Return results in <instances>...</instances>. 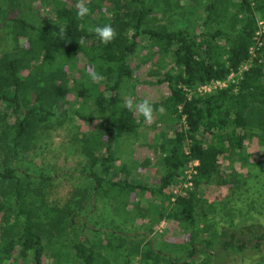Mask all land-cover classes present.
Wrapping results in <instances>:
<instances>
[{"label":"trees","instance_id":"16d2710c","mask_svg":"<svg viewBox=\"0 0 264 264\" xmlns=\"http://www.w3.org/2000/svg\"><path fill=\"white\" fill-rule=\"evenodd\" d=\"M160 3L165 5L163 15L177 7L183 12L195 11V17L183 27L165 24L159 28L150 24L158 0H91L86 4L90 14L83 20L77 18L76 7L67 6L57 9L53 21L10 19L16 28L13 41L17 51L0 56V104L8 110L0 113V180L16 178L10 163L17 159L21 149H29L40 131L58 132L64 122L84 121L92 130V141H87L83 156L88 159L93 191L118 195L148 191L160 200L153 206L160 211V221L167 218L178 223L183 231H191V245L187 248L193 259L199 234L195 215L197 188L218 173L221 159L240 156L242 149L253 141L264 143V33L256 34L255 19L259 16L264 20V0H160ZM0 14H3L1 6ZM105 24H111L117 33L108 44L89 31ZM140 49L174 64L160 80L168 84L171 95L159 106L157 118L171 132L162 136L159 145L161 175L155 187L113 178L120 168L112 153L113 143L135 134L140 121H145L138 111L123 106L127 100L124 87L135 75L132 60ZM39 58V66L31 67V62ZM81 60L84 69L78 67ZM250 61L248 68L241 71ZM88 71L100 74L103 79L93 82ZM70 75L78 83L75 98L84 104L90 102L89 113H82L81 106L68 112ZM231 76L235 79L230 82ZM217 82L227 86L202 90ZM142 102L137 99L133 104ZM11 117H16L13 126L8 123ZM188 169L193 172L190 179L193 190L175 196L166 194L182 188ZM37 191L28 188L23 194L16 192L15 202L8 206L0 200L3 220L10 223L14 216L17 222L1 228L0 262L32 258L39 264L44 257L47 233L42 226L48 213L42 217L35 209L28 210L25 202L30 193ZM78 197H72L76 203L71 201L67 212L55 218L56 226L70 236V250L77 264H101L97 263L96 244L85 234L86 224L76 225L77 213L86 208V202L82 198L78 201ZM135 205L139 207L138 203ZM42 206L46 207L44 202ZM125 208L119 212L124 213ZM70 209L74 210L72 217ZM224 236L219 240L218 253L233 247L243 250L248 245L259 248L264 244L263 236L249 242L238 241L236 234ZM212 244L207 240L201 243L205 250L214 248ZM147 246L135 247L134 254H142L143 264H194L171 259L161 250ZM110 248L115 247L110 244ZM119 248L124 245L120 243L115 249ZM125 252L127 257L132 254Z\"/></svg>","mask_w":264,"mask_h":264},{"label":"rangeland","instance_id":"374dc122","mask_svg":"<svg viewBox=\"0 0 264 264\" xmlns=\"http://www.w3.org/2000/svg\"><path fill=\"white\" fill-rule=\"evenodd\" d=\"M90 1L85 0V3ZM158 1L159 5L154 7L155 12L150 17V24L155 27L160 28L165 24L173 28L183 27L190 24L195 17V11L183 12L177 7L163 15L165 5ZM76 3L77 0H0L3 10V14H0V56L4 52L17 51V44L13 41L16 28L11 18L53 21L59 7H76ZM258 18L260 17H255ZM132 61H135L134 79L125 85L123 93L133 102L137 99L151 102L154 108V122L147 124L140 121L135 134L127 135L113 143L112 153L116 155L117 164L120 165L113 178L135 185L155 187L161 175L158 166L161 156L159 145L162 136L170 135L171 132L170 127L157 118V113L161 110L159 106L171 95L168 84L160 80L167 71L174 68V64L158 60L157 56L147 53L145 49H140ZM250 63L251 61L244 64L241 71L246 70ZM39 64L40 58L33 60L30 66ZM79 64V68H85L82 60ZM28 74L29 72L26 73ZM70 79L66 99L68 112L81 106L82 113H89L90 102L84 104L75 98L78 83L74 76L70 75ZM234 79L235 77L231 76L228 81ZM226 86L227 83H220L203 91ZM3 111L8 112L6 107L0 104V113ZM15 121L16 117H11L8 123L13 126ZM63 125L58 132L40 131L27 151L20 150L17 159L15 157L12 161L10 155V168L16 178L11 181L0 180V200L4 201L6 206L15 202L16 192L23 194L28 188L38 190L37 193H30L25 202L28 210L35 209L42 217L48 213L42 226L47 233L44 239L46 252L39 264H77L72 248L70 250V236L62 232L55 221V218H60L67 212L71 201L76 203L72 200L75 195H79L78 201L82 198V201L86 202V208L77 213L75 220L76 225L80 227L86 224L85 234L97 246V263L143 264L142 254H134L137 249L135 247L143 248L148 245L149 249L161 250L163 255L171 259L188 260L194 264H264V244L259 248L248 245L243 250L233 247L217 252L219 240L225 238V233L229 236L236 234L238 241L249 242L255 237H264V143L253 141L242 149L240 156L221 159L218 173L213 175L206 185L197 188L195 215L199 234L197 254L192 259L188 254L191 231H183L178 223L167 218L160 221V211L153 207L160 200L153 198L148 191L135 190L119 195L93 191V182L88 178V159L83 156L84 148L88 146L87 141H92L91 126L84 121L64 122ZM192 175L191 169L186 170L185 180L191 179ZM191 190L192 185L183 184L179 191L174 189L166 194L175 196ZM43 202L45 208L42 206ZM136 203L139 204L138 208ZM123 206H126L125 214L119 212ZM73 211L70 209V216ZM1 216L0 232L7 224L17 223L14 216L10 218V223L5 222ZM204 240L212 242L214 248L205 250L204 245H201ZM120 243L124 248L115 249ZM110 244L115 247L113 250ZM125 250L132 254L127 257ZM0 264L37 263L32 258H9L3 259Z\"/></svg>","mask_w":264,"mask_h":264},{"label":"clouds","instance_id":"9594fccd","mask_svg":"<svg viewBox=\"0 0 264 264\" xmlns=\"http://www.w3.org/2000/svg\"><path fill=\"white\" fill-rule=\"evenodd\" d=\"M77 18L83 20L84 17L90 14V9L86 5L85 0H77ZM99 37L100 41L104 44L112 42L116 36V30L111 24H105L103 26H95L94 28L89 29ZM91 80L93 82H100L103 77L98 73H90ZM129 111H138L140 115L144 117V120L147 124L154 122V108L151 102L144 100L142 103L136 104L134 106L133 100L131 98L125 100L124 105Z\"/></svg>","mask_w":264,"mask_h":264},{"label":"built area","instance_id":"2783aa9c","mask_svg":"<svg viewBox=\"0 0 264 264\" xmlns=\"http://www.w3.org/2000/svg\"><path fill=\"white\" fill-rule=\"evenodd\" d=\"M256 28H257V32H256V34H262V33H264V20L263 19H256ZM216 84H220V82H217V83H214V84H212V85H210V86H206V87H203L202 88V90H205V89H207V88H210V87H212V86H214V85H216ZM211 91V90H210ZM193 173V172H192ZM188 185V186H191L192 185V182L190 181V179L189 180H187L186 181V183H185V185Z\"/></svg>","mask_w":264,"mask_h":264}]
</instances>
